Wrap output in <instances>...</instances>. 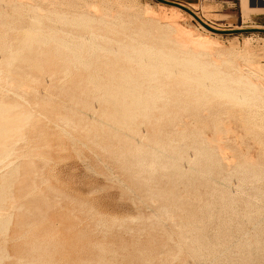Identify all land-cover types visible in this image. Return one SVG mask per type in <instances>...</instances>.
I'll return each mask as SVG.
<instances>
[{"label": "rangeland", "instance_id": "rangeland-1", "mask_svg": "<svg viewBox=\"0 0 264 264\" xmlns=\"http://www.w3.org/2000/svg\"><path fill=\"white\" fill-rule=\"evenodd\" d=\"M31 1L22 0L21 4L18 2L22 6L21 8L24 9L21 12L23 17L26 13L23 20L19 13L21 8L17 2L12 5L0 3V8L3 5L1 9H6L3 12L9 15L10 22H12L14 17L18 19V14L19 18H21L20 23L14 19L13 24L9 22L6 14L4 20L2 18L1 21L0 18V22H5L7 25L0 23V57H2L0 61L5 62H0V69H2L0 70V76L3 78L7 77L5 78L7 81L0 77V84H3L0 85L2 86L0 88V105H2L1 101H4L3 105L5 102L8 106L13 104V107L10 108V115L13 118L15 116L23 117L21 116L22 114H33L29 120L23 119L22 124H20V121V123H14L15 125L11 123L14 126L11 130L15 128L14 130L16 131L11 133L9 130L10 133L6 137L2 136L3 140L0 137L2 141L5 140L4 142L0 141V146L3 145L2 148L7 146L6 148L12 149L11 147L9 148L12 145L13 153L15 151L14 154L11 153L13 157H8L9 159L3 165H0L1 170L5 169L3 171L0 170V176L4 178L1 180L2 178L0 177V180L5 181L4 186H8V188H4L9 190V192L5 190V201L1 200L4 201L3 203L0 201L2 203H0V206L2 205L0 213L2 210V213L4 211L9 212V214L12 213L11 217L9 215L11 222L8 224L7 232H2L7 234L1 235L0 232V264H27L28 262L30 264V257L33 258L31 260V262L33 261L32 264H43V260L46 264L49 262L50 264H264V169L261 171L246 170L241 168V166H236L225 173L223 183L220 184L213 181L215 177H210L208 170L202 169V171H199V138L197 132L199 130L203 131L201 128L205 132L207 131V134L211 132L208 122L202 117L203 109L200 105L203 103V99L193 97L184 99L185 96L182 98L177 95L178 90L186 87L189 81L188 78L193 73L189 72L190 75H188L187 79L185 77L188 72H185L184 77L183 74L180 75L181 77L175 75L172 79L165 80V84L162 86L165 87L166 85L170 100L166 101L168 105L163 108L164 111L162 112V108H159L161 113L156 107L154 109L158 112L155 113L153 109V114L149 113L152 116L146 118L141 117L145 113L140 110V116L137 113L136 115L139 117L135 119L137 121L133 122L134 125L135 123L137 124L136 127L131 125V130L124 128V131L120 124L115 123L117 126H114L112 125L114 124L113 120L110 121L109 117H106L105 114L107 113L105 112L109 114L112 109L104 103L105 97L102 90L105 86L104 84H107L111 79V76H103L102 73L110 74L108 72L109 69H113L111 67L118 68L116 67L117 61L114 64V61H111V56H109L110 60H108V56L101 53H96V55L99 57L104 55L106 56L105 59L104 56L102 59L95 55L89 59L91 56L89 57V54L84 53V57H87L85 59L89 60V62L95 64L97 60L95 64L97 72L95 71L96 67L92 63H90L91 66L89 65V70V67L84 69L82 68L84 66L80 64L81 68L80 66L75 68L78 64L75 63L77 66L74 65L73 62L76 61L71 56H68L72 54L71 50L67 49L66 53V48L65 51L60 50L63 47L61 48L56 43L58 50L56 49L57 47L55 48V42L49 41L50 43H46L47 46L43 44L44 50L49 47L48 52H46L47 50L43 51L42 44L34 43L32 47H34V50H38L35 63L31 64V67L30 64L26 63L23 65L24 67L22 66L23 68L19 69V76L18 73L16 74L17 78H22L21 80L19 78V80L23 83L30 78L36 77L38 81L35 78L32 80V82L35 81L32 85H37V88L36 86H34L35 88L31 87L30 79L26 84L31 87V91L29 89L30 92L28 91L19 97L15 96L16 94L14 93L16 91L11 90L12 85L8 84V81L9 83L11 82L9 78L11 70L6 65V59L10 55L9 52L13 53L15 48L17 50L20 46V44L17 46V42H19L17 40L20 38L24 39L26 36L24 32H28L25 27L31 24L29 23L31 22L30 18L32 20L34 15L32 14L33 16H31L33 12L30 13V8L27 7V10L25 7ZM35 1L33 0L32 3L41 6V8L43 6L41 13L47 9L44 12L45 15L46 13L49 15L48 13L50 12L51 15L53 13L55 15L57 11L61 10L62 6L64 7L63 0H52V4L51 0L44 3L41 2L42 4H38L40 0ZM121 1L123 3L125 1V4L128 1L127 4L132 2L130 4H135V7L137 3V7H139L136 8H140V11L141 7H149L156 13L163 12L162 10L159 11V9L164 4L157 0ZM170 1H175L185 6L197 4L196 9L193 11L196 13L195 15L217 29H264V0H248L246 10H243L244 7L241 0ZM23 2L26 5H22ZM49 4L54 7V10L53 8L51 9ZM14 5H17V8L12 9L11 7ZM164 6L169 7L168 5ZM1 9V17H4L5 15H3ZM27 11L30 13L29 17H27L29 15ZM164 13L169 15V12ZM10 15L12 18H10ZM52 16L49 15L43 18V23L46 20L47 25H44V27L41 25V29L48 28L49 22L47 20L49 18L50 20L57 19ZM178 16L177 21L182 28L193 32L196 38L203 36L202 25L192 15L181 11ZM143 18L145 19V17ZM7 23H10V25L8 26ZM54 23L52 22L56 26H50L51 23L49 24V27L54 29L51 28L52 30L50 31L55 32L58 29V32H55V35H52L54 32H50L49 36L62 37L56 33H59V27H63V25L61 26L57 22ZM27 28L29 29V25ZM64 28H62V33L63 31L69 32V28L68 30ZM70 28L71 32L74 31V33L77 32L76 35L79 34L80 31ZM49 29H46V31H49ZM23 30L25 31L23 32ZM107 30L104 33L101 30L100 34H105L107 37L116 35L110 33L109 36V33H107L109 30ZM65 34L62 38H64ZM69 34L72 37L73 33L69 32ZM131 35L134 36L135 34ZM45 36H48V32ZM69 36L65 37L69 38ZM115 37L118 38V36ZM212 37L213 42H217L215 45V53L217 52V54L213 51L214 56L218 55V59L225 55L228 61L229 58L232 59L230 61H234V67H229L232 62L222 66V70L225 72L229 73L230 71L231 73V71H235L232 73L238 77L241 74L251 72L253 65L264 66V32L250 31L212 35ZM119 38H124V34H120ZM20 42H22L21 39ZM214 43L211 47H214ZM14 45L13 50L12 47ZM6 47L8 48L5 50ZM54 48L60 53L64 52L61 55L66 53L67 55L65 56L67 58L60 57V54L58 56L56 50H52ZM212 50L210 51L212 52ZM4 51H8V56ZM69 51L70 53H68ZM43 52L44 56L42 57ZM176 53L180 54V51H176ZM4 54H6L7 58L2 56ZM214 56L212 60L216 59ZM4 58L6 61H4ZM37 59L40 60L38 61ZM68 59H71V63ZM107 60L113 64L111 66V64L106 63L108 69L106 72L107 69H105L104 62H107ZM210 60L211 58L207 61L210 62ZM101 61H103L105 70L101 68L103 65ZM97 62H101V67ZM42 64L44 67H42ZM119 64H122V62H119ZM4 65H6L7 69ZM108 66L111 67L109 68ZM128 66L122 65L121 67L129 70ZM67 68L71 69L69 70L71 73L66 72ZM91 68H94L93 71L95 72L91 71V73L93 72L96 76L98 73L100 77H106L105 81L107 82H103L104 78L101 77L99 79L100 77L98 78V76L96 81L99 80L97 82L100 83L95 80L93 84L92 81H87L93 78L92 75L88 77L90 76ZM242 69H244V73H241ZM3 70L4 73L6 71L5 74H3ZM237 70L241 71L237 72ZM24 71L28 74L33 73L32 76H34L31 77V74L25 76ZM63 73L70 75L64 78ZM21 74L23 75L21 76ZM255 77V79L259 78L260 82H264L263 74H257ZM114 78H112V83L115 86L114 84L112 86L111 83V88L107 89L108 91H114L118 82H121L117 77ZM2 82H6V88H4V83ZM101 82H103V86L100 85L98 88L99 90L102 88L100 93L103 96L97 91L98 88L95 85L101 84ZM90 84L92 87H90ZM189 84L188 87H195L194 82ZM3 88L12 93L3 91ZM93 88L96 89L93 90ZM94 91H97V97ZM171 94L173 95L170 96ZM176 97L180 98L179 102L177 104H169L172 100L176 101ZM92 99H97L98 101H93ZM102 104L105 105L104 109H101L103 108ZM14 105L20 107L15 109L16 106ZM89 107L93 110L95 109L94 112L88 109ZM261 111L264 114V110ZM25 112L29 113L26 114ZM239 117L237 115L233 117V122L237 126L241 125V117ZM106 118H108L107 120L112 126H109L110 124ZM139 118L145 119L141 121ZM238 119H240V122H238ZM100 120L103 123H101L102 127L108 126L111 128L107 127L104 129L100 127ZM118 125L120 126L118 127ZM113 126L116 129H113ZM197 127L199 128L198 130ZM193 131L197 132L194 133ZM260 136L264 138V133H260ZM243 148H246L243 149L244 151L249 150L250 154L258 159V163L264 166V151L259 149L258 146L256 148L251 141H248ZM173 157L178 159L179 172L181 174V177L176 179L169 175L167 176L168 173L172 172ZM154 160H157L162 167H153L151 161L153 162ZM10 161L16 163L12 164ZM8 162L12 165L11 168L7 165ZM17 164L18 170L14 172L18 171V174L16 172L14 176L12 168ZM17 167L14 168L17 169ZM8 168L12 170L13 177H11V174L7 176L10 172ZM6 171L7 175L4 173ZM14 177L16 179L19 178L17 180L14 179V181ZM172 180H175V183L173 189H169L168 185ZM0 185L3 184L0 182ZM169 191H172L175 195L167 196ZM6 193L12 194H9L11 197L13 196L11 200H9L10 196L8 195V197ZM164 194H166V197H164ZM176 194H182L184 200H190L189 204L193 214L188 218L183 217V207L175 204ZM12 201L18 203L14 204ZM8 202L12 203V212L7 211V208L10 210L9 206L11 205ZM13 204L15 207H13ZM19 204L24 205L19 207ZM3 205L7 206L6 209H4ZM17 207L19 211L14 210ZM6 212L3 214H6ZM173 215L177 216L172 218ZM170 216L173 220L170 219ZM10 225L12 226L9 227ZM25 227L27 230L30 227L35 230L31 231L30 228L28 232ZM38 242L45 244L47 242L49 247L45 244L44 247L43 243L38 244ZM31 243H34V246L36 245V247L32 245L33 250ZM51 244H53L52 247H50ZM37 250L40 251L38 252ZM35 253L38 257V262L34 263V260L37 259ZM28 254L31 255L28 257ZM5 256H7V260H5ZM40 256L44 257V259L39 258ZM49 258L50 261L48 262Z\"/></svg>", "mask_w": 264, "mask_h": 264}, {"label": "bare ground", "instance_id": "bare-ground-1", "mask_svg": "<svg viewBox=\"0 0 264 264\" xmlns=\"http://www.w3.org/2000/svg\"><path fill=\"white\" fill-rule=\"evenodd\" d=\"M32 1L28 2L27 6L25 7V8H27V7L30 8L29 9L30 13L33 12V13H31V16L34 15L32 20L30 18L31 22H29V23H31V24L27 23L29 25V29L27 28L28 25H26V27H25L26 30H28V32L26 31V33H25L24 32L25 30H23V32H24V34H26V36L29 33L28 36L26 37L24 35L25 38L22 36L25 39L24 40V39L20 38L22 40V42H20V39H18V38H17L18 40L16 39L17 41H19V42H17L18 44L16 43L17 46H19V44H20V46L17 48V50H16V48L14 50V47L16 45L15 44L12 47L14 52L13 53L9 52L10 55L8 58L6 57V54L8 51L7 52L4 51L6 54L2 55V56H5L7 58L6 59L7 60L6 65L11 70V74L9 76L11 82L9 83V81H8V84L10 86L12 85L11 90L13 89V91H16L14 93V94H16L15 96L19 97L20 95L26 94L31 87L36 86V88H37V85H32L33 82L35 83V81L32 82V80H34L36 78V77L35 78L33 77L34 75L32 76L33 73L28 74L24 71L25 76L31 74V77H33V79L30 78L31 80L29 79L31 81L30 82L31 87H29V85L26 84L29 82V80H27V82H26V81H24V77H23V81L25 82V83H23L22 81H20L22 78L19 77L20 80H19V78H17L20 74V73H18V71H19V69H21V67L23 65H25L27 63V64H30V67H31V64L35 63L38 50L36 51V50H34V47H32V45L34 43H40V45L42 44L41 47L43 48V51L47 50L46 52H48L49 47L48 48L45 47L46 49L44 50L43 44L45 45L46 43H50L49 41L55 42V48L57 47L56 43L61 48L63 47V49H60V50L65 51V48H66V53H67V49L71 50L72 54H69L68 56L69 57L71 56V58L74 61H76V62H73L74 65L78 64V66L76 65L77 67L72 65L75 68H78L81 65V66H84L82 68L87 69L86 67H89V65L91 66L90 63H92V62H89V60L85 59L86 56L84 57V55H83L84 53H86L87 55L89 54V57L91 56L89 59H91L93 57V55H95L97 57L98 55H96V53L97 54L101 53V54L108 56L107 57L108 60H110L109 56H111L112 57L111 61L113 60L114 64L116 63V61L118 64H119V62H122V64H119V66H117L118 64L116 65V67H118V68H114V67H111L113 63L111 64V62L109 63L107 60V62H104L105 66L107 65L106 63H109V64H111L110 67L113 69L112 70L109 69L108 73H110V74H106V73L103 74L101 71L100 72L102 73L103 76L104 75L105 76L106 75L111 76V79L108 82L110 84H108V83L104 84L105 86L103 87V89L101 88L103 90V94L105 97L104 103L109 105L110 108L112 109V110L109 109L110 110L109 114H108V112H105L108 114V116H107V114H105V115H106V117H109L110 121L113 120L114 124H112V125L117 126V125H115V123L120 124L123 127V129L121 127L120 128L124 131H125V129L131 130V128H132L131 125L136 127L137 124L135 123V125H134L133 122L137 121L135 119L136 118L138 119V117L140 116L139 115L140 110L145 113V114H143L141 112L143 114V116L141 115V117H146V118H148L149 116H152L151 115V114H153L152 110L156 107H158L157 110H159V108H162V112H163L164 111L163 108H165L168 105V103L166 101L170 100L169 91L166 89V85H165V87L162 86L165 84L164 83L165 80H170L175 75L180 76L183 74V77H184L185 72L186 73L188 72V74L185 73L186 74L185 79H187L188 75H190L189 72H191V73H193V75L189 76L188 84H186L185 88H183V86H182L183 89L178 90L177 95H178V97H182V98H183V96H185L184 99L187 97L203 99V103L200 105V107L203 109L202 117H204V119L208 122L209 130L211 132H210V134H207L206 133L207 131L205 132L204 129H202V128H201V130H203V131H200V130L198 132L195 131V132H197L198 138H199L198 139V141H199L198 142V144H199V147H198V153H199L198 169H199V171H202V169L208 170L209 176L215 177V178H213V181H216V183L220 184V183H223L222 181H223V177L225 176V173L229 169H232L236 166H241V168L246 169V170L254 169V170L261 171L264 169V166L260 165L258 163V159L253 157L252 154H250L249 150H246V151L243 150V149H246V148H243L244 145L246 143H248V141H251L256 146V148L258 146L259 149L264 151V138L262 136H260V133H264V114L261 113L262 112L261 110H264V102H263L264 101V82H260L259 78L255 79L257 77V76L255 77V75H257V74L258 75H260V74L264 75V66L263 67L259 66V64H257L256 66L253 65L252 66L253 68L250 67L251 70L249 69L251 72H248L249 70L246 71L248 73H244L245 72L244 69H242L243 71L237 70V72L241 71V73H244L238 77L233 75V73L235 71L234 72L231 71V73L229 71V73H228V72H225L224 70H222L223 65H225V64L228 65V63L232 62L229 64V67H231L234 64L233 63L234 61H230V60H232L230 58L228 61L227 58L225 57V55L223 57H219L218 58L219 60L217 59L218 55L216 57L214 56L215 54H217V52L215 53V50H216L215 45L217 42L216 43L213 42L214 40L212 39L213 38L212 35H219V34L202 26L203 27L202 31H204L203 36L196 38L194 36L193 32H191L190 30H187L185 28H182L179 25V22L177 21V16L183 10H181L180 8H177L175 6H169V7H166L164 5L160 6L162 8H160L159 11L162 10L163 12H169V15H168L166 13L163 14V12H161V13L157 12L156 13L154 10L150 9L149 7H146V8L141 7V11H140V8L137 9L139 7V6L137 7V3H136V7H137L136 8L135 4L134 5L130 4L132 2L127 4L129 1L125 4V1L123 3V1H121V0H115V1H111V0L110 1L109 0H63L64 1L63 2L64 7L62 6L61 10L57 11L55 15H53L54 14L53 13L54 7H52L49 4L51 6V9L53 8V10H52L53 16L50 14L51 12L48 14L52 17L55 16L57 19L53 20L51 18L52 20H50V18L48 17L49 20H47V21L49 23L47 26L48 28H46V29H49V28L50 29H49V31H46V29H44V28L41 29V25H43V27H44V25H47V23L45 22L46 20H44V23H43V18L49 16V15H47V13H46V15L44 13V12H46L47 9L44 10L43 13H41L43 10L42 9L43 6L41 8V6L35 5L34 3H32ZM45 1L47 2L49 0H42V1L40 0V2L38 1V4L39 3L42 4ZM241 1L243 4V7H244L243 10H246L249 1L248 0H241ZM15 2H17V3L20 2V4H21L22 0H0V3L5 4V5H12ZM20 4H19V6H20ZM51 4H52V0H51ZM22 5H26V4H24V2H23ZM53 5L55 6L54 2H53ZM2 6H1V8H2ZM14 6H12V7L8 6V7H11L12 9L17 8V5L15 7ZM47 6H48V4H47ZM21 7L22 6H20V8ZM59 7H60V5H59ZM59 7H57V8L59 9ZM186 7H188L192 11H194L197 7V4H192V5H189ZM44 8H45V6H44ZM22 9L23 8H21V10H19V9L18 10L20 11L19 13L22 16V20H23L25 18L26 13L24 14V17H23V15H22L23 13L21 14V12L24 11V9L23 10ZM48 9H49V7H48ZM142 9H144V10L142 11ZM1 10H2V12H3V10L6 11V9H1ZM27 10H28V8H27ZM25 12H26V10H25ZM30 13L27 17L30 16ZM5 14L7 15V18H8L9 15L6 12H5ZM5 14L3 12V15H5ZM6 15L4 17H1V13H0L1 21H2V18L4 20ZM68 15H70L71 17ZM142 15H144L143 17H145V19L143 17H141ZM10 18H12V16ZM12 19H13L12 22H10L11 19H9V22L13 24L15 17ZM20 19L21 18H19V14H18V19H15V20H17V22L20 23V21H21ZM50 21H52L53 23H54V21H56L57 23L61 24V26L63 25V27H59L61 33L59 31V33H56V34H58V35L60 34L63 37V35L65 33H66L65 36H69L70 35L69 32H70V33H73L75 36L72 34V37L69 36V38L65 37V36H64V38H62L60 36L59 37H57V36L50 37L51 35L49 36V34H51L50 32H52L50 30H52L53 27H49V24L51 23L50 26L51 25L56 26V25H53L52 22H50ZM203 22L206 23L205 21H203ZM0 23L2 25H6L5 22H0ZM10 23H7L8 26L10 25ZM22 23H23V21H22ZM64 25H66V26H64ZM207 25L210 26L209 24H207ZM68 26L74 28L75 31H77V30L80 31L79 34L76 35L77 32L76 33H74V31L71 32L70 31L71 28ZM210 27L213 29H217V28H214L212 26H210ZM8 28H10V27H8ZM62 28L66 29V30H68V28H69V32L65 30L66 32L63 31V33H64L63 34ZM14 29H17V28H14ZM23 29H24V27H23ZM43 30H44V32H42ZM57 30L58 29H56L55 32H58ZM101 30L103 33L106 32L105 30H107L108 31L107 33H109V36H110V33H112V34L114 33V34H116L115 36H118V38H116L114 35H112V36L115 38H113L112 36H111L112 38L107 37L105 34L102 35V34H100ZM218 30L223 31L224 29H218ZM226 30H228V29H226ZM47 32H48V36H45L47 34ZM55 32L52 35H55ZM119 33L124 34V38H122V39L119 38V36H120ZM131 34H135V35L133 36ZM1 41H2V39H1ZM213 43H214V47H211L213 45ZM39 46H38V48H39ZM46 46H47V44H46ZM7 48L8 47H6L5 50ZM55 48L52 50L58 49V47L56 49ZM212 49H214V50H212ZM210 50H212V52ZM176 51L177 52L180 51V54H177ZM213 51L215 54H213ZM52 53H53V51H52ZM56 53H58V56L60 54V57H65V59L67 58L65 56V55H67L66 53H65V55L64 54L61 55L64 52L60 53V51L56 50ZM68 53H70V51ZM45 54H47V53H45ZM220 54L221 53H219V55ZM104 55H102V56L100 55V57L99 56L98 57L103 59ZM7 56H8V54H7ZM43 56H44V52H43L42 57ZM106 56H104V59ZM213 56L217 59V61H216V59L212 60ZM221 56H222V54H221ZM60 57H59V59H61ZM0 58L2 59V57H0ZM99 58H97V59H99ZM209 58H211L210 62L207 61ZM220 58L221 59L223 58V59L221 60ZM224 58H226V59L224 60ZM102 59H100V60H102ZM6 60L4 58V61H6ZM68 60H67V63H68ZM95 60H96V58H95ZM96 61H95V64H96ZM103 61H101L102 64H103ZM218 61H220V62H218ZM101 62H97V63L100 65ZM1 63H5V62L2 61ZM70 63H71V61H70ZM95 64L92 63L93 66H95ZM6 65H4V66L6 67ZM99 65H97V66L99 67ZM120 65L121 66L122 65L123 66L129 65L128 66L129 70L124 69V67H121ZM81 66H80V68H81ZM103 66H104V64L102 65V67L100 65V67L102 69H104ZM42 67H44L43 64H42ZM25 68H26V66H25ZM6 69H7V67H6ZM6 69H4V70H6ZM89 69H90V67L88 68V70ZM105 69H107V66L105 67ZM0 70H2V69H0ZM4 70H3V74L6 73V71L4 73ZM69 70H71V69H68L66 72H70ZM93 70H94V68H91L90 74H89L90 76H88V77H91V75H92L93 78H90V79L87 78L88 79L87 81H90V82L92 81V84L95 83L97 76H98V78L100 77L98 75V73H97V76L94 75L95 72ZM104 70H103V72H104ZM91 71H93L94 73L92 72L93 73L92 74ZM95 71L97 72V67H96ZM107 71H108V69L106 70V72ZM66 72H64V73H66ZM0 73H1V71H0ZM17 73H18V76L16 77ZM64 73H63L64 78L70 75V74L66 75ZM22 75L23 74H21V76ZM253 75L255 78L253 77ZM103 76H101V77H103ZM0 77H1V79L3 78L2 76H0ZM101 77L99 79H101ZM114 77L115 78L117 77L118 79H120L121 82H118L114 91H108L111 88V83L113 80L112 78H114ZM5 78H7V77L5 76ZM5 78H3V79H5ZM103 78H102V81H103ZM105 78H104L103 82H107V81H105ZM36 81H38V79ZM97 81H99V80H97ZM114 81H116V80H114ZM263 81H264V78H263ZM103 82H101V84H95V85H97V88H98V87H100V85H102ZM179 82H181V81L179 80ZM191 82L195 83L194 88L192 87L193 84H191L192 88L188 87V85H190L189 83H191ZM2 83H4V88H6L5 87L6 82H2ZM97 83H100V82H97ZM87 84H89V83H87ZM113 84L114 83H112V86H113ZM0 85H3V84H0ZM114 86H115V84H114ZM1 87L2 86H0V88ZM84 87L86 88V86H84ZM90 87H92L91 84H90ZM4 88L2 89L3 91L5 90ZM88 88H89V85H88ZM94 89H96V88H93V90ZM101 89L99 90V88H98L97 91H99V93H100V92H102ZM9 90H10V88H9ZM105 90H107V91H105ZM6 91L12 93L11 91H8L7 89L5 90V92ZM30 91H31V89H30ZM87 91H88V89H87ZM97 91L96 92L94 91L96 97L98 95ZM103 94L100 93L101 96H103ZM95 95H93V96H95ZM172 95L173 94H171L170 96H172ZM26 96H28V95H26ZM22 99H23V97H22ZM19 100H21V98H19ZM94 100H97V99H94ZM179 100H180V98H177L176 101L172 100L169 102V104H171V103L177 104L179 102ZM196 101H198V100H196ZM1 102H2L1 104L3 105L4 101H1ZM5 103L3 106L0 105V137H2V136L6 137V135H8V133H10V132L12 133V131H16V130H14L15 128H13V130H11L12 127H14L13 125L16 124V122L20 121L21 123L20 122L19 123L22 124V122L24 120H29L30 117H32V115H33L32 113L28 114L29 112H27V113L25 112L28 115H24L21 113L22 114L21 116H23V117H18V116L16 117L15 116L16 118L15 117L13 118V116L10 115V108L13 107L12 106L13 104L8 106L7 103L6 104ZM89 103H91V102H89ZM159 103H161L160 106H158ZM184 104H186V103L184 102ZM195 104H196V102H195ZM5 105H7V106H5ZM16 105H14V106H16ZM99 106L101 107V105H99ZM104 106L105 105H103L102 106L103 108H101V109H104ZM19 107L20 106H18V107L16 106L15 109H17ZM86 107H88V106L86 105ZM139 107H140V109H139ZM105 108H107V107H105ZM15 109H13V110H15ZM88 109L93 110V109H91V107H89ZM101 109H100V111H101ZM94 110L92 112H94ZM157 110L154 109L155 113L158 112ZM101 112H103V110ZM149 113H151V114H149ZM136 114L139 116H137ZM236 115L238 117L239 116L241 117V122H240V119H238L239 121L237 120L238 122H240V124H241L240 126L235 125V123L233 122V117H235ZM107 119L108 118H106V120ZM139 119L141 121L143 119V121H144L145 118H142V119L139 118ZM154 119L156 120V118H154ZM66 120H67V118H66ZM140 120H138V121H140ZM103 121L105 122V120H103ZM107 122H109V121L107 120ZM101 123L102 122L100 120V124ZM25 124H26V122H25ZM100 124H99V126H100ZM102 124L100 127H102ZM106 124L109 125L110 122H109V124L108 123H106ZM112 125L110 124L109 126H112ZM120 125H118V127ZM114 126H113V129L115 128ZM16 127H18V126H16ZM107 127H105V128H107ZM198 127H197V130L199 129ZM102 128H104V127H102ZM86 129L88 131L90 130L88 128H86ZM194 129L196 130V128H194ZM9 130H10V132H9ZM17 130H20V129H17ZM61 130H63V129H61ZM84 131H85V129H84ZM117 131H119V130H117ZM18 133H20V132H18ZM2 140H3V137H2ZM2 140L0 139L1 142L5 141V140L4 141H2ZM9 141H11V140H9ZM0 147H1V149H3V150L0 149V165H3L6 162V160L9 159L8 157H11L15 153V151L13 153L12 145L9 146V148L11 147L12 149L6 148L7 146L5 148H2L3 145H1ZM238 150L240 151V153ZM11 153H13V154H11ZM173 159H174V164L172 165V172L168 173L167 176L169 175L172 178L174 177V179H176L178 177H181V174L179 172L178 159L175 157H173ZM240 159H242V160L240 161ZM8 163H7V165H9L11 168L12 165L10 163H12V161H10L9 164ZM14 163H16V162H14ZM14 163H12V164H14ZM151 164L153 167H156V166L162 167V165H159L157 160H154L153 162L151 161ZM17 166H18V164L16 166H13V168H12L13 172L15 170H18ZM5 167H6V165H5ZM14 167L15 168L17 167V169H15ZM3 170H5V169H3ZM3 170H1V171H3ZM12 170H10L9 175H7L8 174L7 171L4 173H6L7 176H10V174H11L12 175L11 177H13ZM16 172L18 174V171H16ZM16 172H14V176H15ZM2 175L4 177H6L4 174H2ZM216 177H217V179H216ZM1 178H2L1 180L4 179L3 177H1ZM14 179L17 180L15 177L13 178V180ZM1 180H0V182L3 185H0V201L5 199V190H8V189H5V188H8L7 185H6L7 187L4 186L5 181L3 182ZM174 183H175V180L174 181L172 180L169 183V185H168L169 189H173ZM8 192H9V190H8ZM11 193H9V194H11ZM6 194H7V196L9 195L8 193H6ZM182 194L181 195L176 194L177 196L175 197L176 198L175 204L181 205L183 207V210H182L184 213L183 217L188 218L191 214H193L192 209L190 208V204H189L190 200L187 199L188 197L186 198L187 200H184V196H182ZM171 195H175V194H173L172 191H169V194H167V196H171ZM12 197L10 196L9 200H11ZM164 197H166V194H164ZM200 199H202V198H200ZM4 201H1V202L3 203ZM6 201H7V199H6ZM13 201H15V200H13ZM13 201H12V203H14V204L18 203V202L15 203ZM8 203H7V206H8ZM12 203L9 206L10 210H8V208H7V211H11ZM23 205L19 204V207L20 206L23 207ZM7 206H4L5 208L4 207L3 208L6 209ZM0 207H2V205ZM13 207H15V205ZM14 210L15 211L18 210V207H17V209L14 208ZM2 211H1V213H2ZM4 212H6V211H4ZM1 213H0V232L2 235L3 231L7 232L8 224L11 222L10 217H11L12 213L11 214H9V212H6V214H3V213L1 214ZM9 215H10V217H9ZM171 215H172V213H171ZM175 216H177V215H173L172 218ZM172 218L170 216V219H172ZM12 220H14V219H12ZM11 226L12 225H10L9 227H11ZM28 227H29V225H28ZM30 228H31V231L35 230V229H32L33 227H30ZM30 228H28L29 231H30ZM158 228H161V227H158ZM25 230H27L26 227H25ZM39 243L40 242H38V244ZM42 243H40V244H42ZM48 243H49V241H48ZM33 244L31 243V246ZM44 244L45 243H43V246H44ZM49 244H47V242H46L45 245H47V247H49ZM52 245L53 244H51L50 247H52ZM25 246H26V244H25ZM33 246H32V250H33ZM34 247H36V245ZM192 249H194V248H192ZM4 250H3V252H4ZM42 254H44V253H42ZM30 255L31 254H28V257ZM38 255H40V254H38ZM5 257H6L5 260H7V256H5ZM25 257H27V256L25 255ZM35 257L37 259L34 260V263L36 261L38 262V257L36 256V253H35ZM35 257H34V259H35ZM9 258H10V256H9ZM30 258H29L30 264H32L33 261L31 262V260L33 258H31V259ZM39 258H42V257L40 256ZM25 259H27V258H25ZM43 259H44V257L42 258V260ZM39 261H40V259H39ZM49 261H50V258H49L48 262ZM0 262H1V259H0ZM44 262L45 261L43 260V264H46ZM27 264H29V262ZM47 264H50V262ZM105 264H108V263H105Z\"/></svg>", "mask_w": 264, "mask_h": 264}, {"label": "water", "instance_id": "water-1", "mask_svg": "<svg viewBox=\"0 0 264 264\" xmlns=\"http://www.w3.org/2000/svg\"><path fill=\"white\" fill-rule=\"evenodd\" d=\"M158 2L164 4V5H168V6H175L177 8H180L181 10L189 13L190 15H192L203 27L218 33V34H233V33H240V32H250V31H257V32H264V29H251V30H235V29H229V30H218V29H213L210 26H208L206 23H204L197 15H195V13L189 9L188 7H186L185 5L175 2V1H170V0H157Z\"/></svg>", "mask_w": 264, "mask_h": 264}, {"label": "crops", "instance_id": "crops-1", "mask_svg": "<svg viewBox=\"0 0 264 264\" xmlns=\"http://www.w3.org/2000/svg\"><path fill=\"white\" fill-rule=\"evenodd\" d=\"M192 5V4H191Z\"/></svg>", "mask_w": 264, "mask_h": 264}]
</instances>
